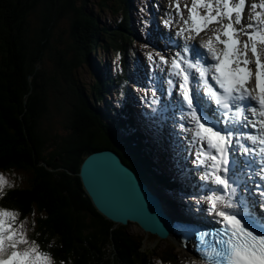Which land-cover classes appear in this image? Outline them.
I'll list each match as a JSON object with an SVG mask.
<instances>
[{"label":"trees","instance_id":"trees-1","mask_svg":"<svg viewBox=\"0 0 264 264\" xmlns=\"http://www.w3.org/2000/svg\"><path fill=\"white\" fill-rule=\"evenodd\" d=\"M98 7L113 23L103 22L87 0H0V174L30 175L26 186L6 190L0 204L36 219L32 238L55 264H119V257L121 264H150L125 232L109 235L110 223L78 176L90 154L110 148L154 189L172 186L119 94L136 40L132 0ZM114 56L124 71L118 65L112 79L105 62ZM110 93L120 95L118 107L106 100Z\"/></svg>","mask_w":264,"mask_h":264},{"label":"snow or ice","instance_id":"snow-or-ice-1","mask_svg":"<svg viewBox=\"0 0 264 264\" xmlns=\"http://www.w3.org/2000/svg\"><path fill=\"white\" fill-rule=\"evenodd\" d=\"M245 7L246 0H192L189 17L184 19L176 0L184 24L176 35L185 41L195 39L210 24L228 21L222 32L202 42L200 47L206 53L185 43L184 55L177 53L171 60V75L180 78L177 103L182 110L186 106L193 125L188 131L193 145H199L195 163L204 168L201 179L215 186L208 189L210 194L203 202L219 227L198 232L195 246L204 264H264V191L255 205L257 213H242L235 180L238 170L233 167L237 151L258 155L264 181V0L251 5L255 22L237 29L234 25L242 24ZM200 9H206V14L201 15ZM241 32L247 41L238 38ZM148 58L152 60L151 55ZM160 60L169 63L163 56ZM242 128H251L256 134H244ZM6 183L0 175V198ZM26 224L27 219L20 220L17 211L0 208V264H55L52 254L29 238Z\"/></svg>","mask_w":264,"mask_h":264},{"label":"water","instance_id":"water-1","mask_svg":"<svg viewBox=\"0 0 264 264\" xmlns=\"http://www.w3.org/2000/svg\"><path fill=\"white\" fill-rule=\"evenodd\" d=\"M78 175L93 207L110 223L111 237L123 231L140 244L145 254L164 246L161 257L168 255L169 261L176 262L175 247L183 245L160 221L158 199L115 149L104 148L90 154ZM128 228L138 234H131Z\"/></svg>","mask_w":264,"mask_h":264},{"label":"rangeland","instance_id":"rangeland-1","mask_svg":"<svg viewBox=\"0 0 264 264\" xmlns=\"http://www.w3.org/2000/svg\"><path fill=\"white\" fill-rule=\"evenodd\" d=\"M91 1V3H90ZM103 0H87V5L89 6L90 9H92L95 12H98L100 19L103 22H108V23H113V20L115 19V17L112 16V14L109 11H104L102 13H100L99 7L100 3ZM145 0L142 1V3H144ZM255 3V0H252V4ZM256 3L259 4L260 0H256ZM136 5H138V2L136 3ZM135 16L138 17V13L136 11H134ZM143 16V14H141V17ZM254 18V15H253ZM254 22H255V18H254ZM110 55V54H109ZM114 58L116 59V57L114 56ZM78 75L80 77L81 80L84 81V83L86 85H88L89 83V75L87 74V72L85 71V69L81 68L78 71ZM94 83V82H93ZM64 135V131L63 134ZM65 136V135H64ZM63 136V137H64ZM4 177L5 181H7V183L5 184L4 190L7 188H16V187H24L28 184L29 181V177L30 175H25L22 173H8V174H0ZM33 223L34 226L36 225V222L34 220H27V224L26 227L28 228V233H30V231L33 229ZM129 229V228H128ZM129 232L131 234H138L137 230L135 229H129ZM164 246H160V249H153V252L151 254H148V259H152L151 260V264H156V261H160L159 258H161L162 254L161 252L163 251L162 249H164ZM176 248V253H177V257L175 258V260L177 261L178 264H188L185 259L183 258V253L185 252L182 248ZM182 251V252H181ZM147 260V258H146Z\"/></svg>","mask_w":264,"mask_h":264},{"label":"bare ground","instance_id":"bare-ground-1","mask_svg":"<svg viewBox=\"0 0 264 264\" xmlns=\"http://www.w3.org/2000/svg\"><path fill=\"white\" fill-rule=\"evenodd\" d=\"M168 5L170 6V4L168 3ZM129 9V8H128ZM243 18H246L244 15H243ZM173 26H174V28L176 29V30H180L179 28H177L174 24H173ZM179 26H180V28H182V27H184V24H179ZM168 28H169V30H170V32H172L173 31V29L172 28H170L169 26H168ZM213 29V28H212ZM153 31V33L158 37L157 38V40H156V42H157V45L159 46V47H161V45H163V40H162V37L160 36V33L158 32V30H156V29H153L152 30ZM208 34V33H207ZM247 37V36H246ZM191 41V40H190ZM177 44V43H176ZM217 47H218V45H217ZM166 60H168L169 62H171V60H172V57H169V58H167ZM150 68H151V71H152V73H153V77H155V78H157L160 82H164L165 84H167L168 86H170L171 87V91L172 92H177V88L176 87H172V85L165 79V78H163L161 75H160V72L158 71V65H156V64H152L151 66H150ZM162 74H164V72L162 73ZM165 77H167V75L165 76ZM210 82H212V81H210ZM212 83H214V82H212ZM151 87H152V84H151ZM201 94L203 95V92L201 91ZM168 94H162V96L164 97V98H166V99H168L169 100V102L171 103V104H173L174 105V103H175V101L173 100V98H170L169 96H167ZM173 96H175V94L173 95ZM175 97H178V96H175ZM175 106V105H174ZM175 109L177 110V108H176V106H175ZM184 111L186 112V110H187V108H186V106H184ZM188 111V110H187ZM189 117V116H188ZM175 120H177V121H179V124H180V128L181 127H183V126H185L186 124H187V122L189 121V120H183V119H181V116H177L176 118H175ZM183 134V133H182ZM181 134V135H182ZM180 135V136H181ZM190 135H191V133H190ZM181 141V140H180ZM188 143H190L189 141H188ZM241 155H242V152L240 151V152H237V153H235V157H241ZM243 156V155H242ZM243 162H244V160H243ZM246 165H247V163H245ZM249 168H251V165H250V167ZM253 168V167H252ZM239 169H243L242 167H240ZM240 171H247V169L245 170H240ZM195 175L197 176V177H201L202 176V174L200 173V172H198V171H196L195 172ZM251 178H253V177H251ZM246 179H247V177H239L238 179H237V182H242V183H244V184H246V187H248V189L252 192V195H254L256 198H258L259 199V197L257 196V194L255 193V191L253 190V187H252V185H247V183H246ZM182 252V251H181Z\"/></svg>","mask_w":264,"mask_h":264},{"label":"clouds","instance_id":"clouds-1","mask_svg":"<svg viewBox=\"0 0 264 264\" xmlns=\"http://www.w3.org/2000/svg\"><path fill=\"white\" fill-rule=\"evenodd\" d=\"M162 258V257H161ZM161 258H159V259H161ZM169 262H171V261H169Z\"/></svg>","mask_w":264,"mask_h":264}]
</instances>
